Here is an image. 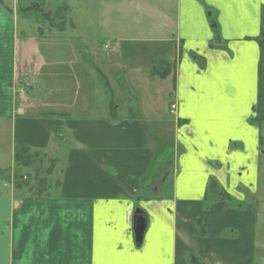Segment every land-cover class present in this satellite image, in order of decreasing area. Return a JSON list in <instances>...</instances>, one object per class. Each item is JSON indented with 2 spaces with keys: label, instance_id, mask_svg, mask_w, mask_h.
I'll list each match as a JSON object with an SVG mask.
<instances>
[{
  "label": "crops",
  "instance_id": "1",
  "mask_svg": "<svg viewBox=\"0 0 264 264\" xmlns=\"http://www.w3.org/2000/svg\"><path fill=\"white\" fill-rule=\"evenodd\" d=\"M152 4L148 13L139 3L140 16L157 23L143 39L151 50L145 61L128 65L80 37L74 38L80 43L56 45L30 41L35 37L20 36L0 10V135L4 127L9 132L0 148L12 160L0 180V264H255L264 258V233L257 228L264 185V44L258 41L264 0ZM193 54L205 60L204 68ZM95 57L102 68L86 65ZM170 69L167 77L158 75ZM65 73L74 92L59 83ZM86 97L88 106L80 105ZM168 122L173 159L160 155V128ZM17 145L63 165L55 196L33 197L15 185ZM212 183L246 208L213 193L208 201ZM136 211L147 221L140 246Z\"/></svg>",
  "mask_w": 264,
  "mask_h": 264
},
{
  "label": "rangeland",
  "instance_id": "2",
  "mask_svg": "<svg viewBox=\"0 0 264 264\" xmlns=\"http://www.w3.org/2000/svg\"><path fill=\"white\" fill-rule=\"evenodd\" d=\"M4 1L6 2L7 6L13 10V14H9L7 11L6 12L11 16L13 21L16 22V27L19 30L20 36L21 34H24L26 36L27 33L26 37L29 38L35 37L34 40L30 39V41L42 42V40L45 39L46 41L45 43L53 44V45H56L58 43L67 44L69 42L80 43L81 42L80 40L74 39L80 37L82 39V42L88 44L91 47V49H99V50L102 49L100 52L101 54L105 55V57L106 55L114 54V56H116L117 58V63H119V65L120 64L128 65L129 63L130 64L133 63V61L135 63L145 61L143 58L147 54L148 52L147 50H151L152 45L149 43L146 44L145 41H143V39L144 38L150 39L151 31L157 28V23L149 19L148 16L145 18L140 16L141 8L139 7V3L147 4L149 8L148 9L145 8L144 10L145 12L151 13L153 0H43L46 11L53 10L54 12H60L61 15L60 17H62L66 11L64 10V8L68 9L69 11L67 13L68 24L66 25L67 27L64 33L60 34L55 32L51 36H48L46 38H41L37 36V32L39 28V24H38L39 22L37 21V19L39 17L31 16V15H29V17H26V15H20L21 12L20 10L26 9V7H28L33 0H4ZM0 10L5 11V8L0 5ZM117 45L120 46L118 49H117ZM121 48H123V51H121ZM126 49H128L127 52L129 56L125 58L124 55H126ZM52 52L56 53V50H53ZM83 52H86V48L84 49ZM48 63L50 65V62ZM101 63H103V61L95 57L93 60L91 61L89 60L86 63V65L88 64L90 66H93V68L96 67L102 68L103 66ZM84 67H85L84 65L81 66V68ZM116 67L120 68V66H115L113 70L117 69ZM130 67L131 65H129L128 68ZM68 74L71 75V73ZM68 74H66V76L63 78L64 80L62 79L63 81L61 80L59 81V83L66 86H73L71 87V89L75 90L72 81L69 82V80L66 79L67 77H69ZM112 82L114 83V80ZM52 85L54 86L55 83H53ZM84 85L86 88V84ZM84 85L83 83H81L83 89H84ZM137 85L138 84L134 83V86L137 87ZM97 86L98 83L96 84V89H95L96 93H94L96 97L94 98L96 99V101L94 102L96 104V107L99 108L101 107V105L103 107V98H101L100 92H98L99 90L97 89L99 87ZM147 87H149V85H147ZM74 90L71 92H74ZM116 92L120 93L118 88L117 91H115V93L112 94L113 101L115 102V104L118 103V99H115ZM88 93L91 94L92 92H88ZM73 95L74 94L71 93L69 99H71ZM82 95L83 94H81V96ZM89 100L92 99H88L87 97L85 99L80 98L79 103H81L80 105L85 106V104H87ZM34 101H36L37 103H40V101L47 102L45 98H42V100L35 98ZM21 104H24V102H22ZM154 108L155 107H149L148 111L153 112L156 110L158 111V113L162 111L161 108L158 109H154ZM97 113L98 114L101 113L99 109H97ZM169 120L174 121V119L170 117ZM172 125L173 123L168 122L164 126L162 125L163 127L160 128L161 139L158 140L161 145H164V150L163 153L161 154V158L162 157L165 158V156L163 155L165 153L167 157H170L169 159H173V156L176 152V148L174 144L175 138L173 136ZM8 134H9L8 130L5 129L4 127L0 135V139L7 140L9 138ZM263 142H264V127H263ZM6 149L7 148L5 149L0 148V180H5L4 178L7 176L8 171L5 173L4 170L11 168L12 166V160L9 158V153L6 151ZM50 158H54V156H50ZM38 163L40 162L38 161ZM44 167L42 168V171L48 168V164L46 162L44 164ZM62 167L63 165L61 163H58L56 165L55 171L52 175L54 177L53 179L54 183L55 182L60 183ZM261 172H262L261 182L264 184V173H263L264 161H262L261 164ZM28 173H31L32 177H34L33 169L29 170V172L27 170L22 171V174L27 175ZM17 176L18 175H16L15 173V179L17 178ZM211 186L213 190L219 189L215 185V183H212ZM262 186L263 188L259 192V196H258V199L260 201L259 208L261 211L259 213V217L257 220V228L259 231V235L263 237L262 234L264 233V185H261V187ZM242 205L243 207L239 208V210H243L244 208H246L247 203L242 202ZM255 264H264V258L257 260Z\"/></svg>",
  "mask_w": 264,
  "mask_h": 264
},
{
  "label": "trees",
  "instance_id": "3",
  "mask_svg": "<svg viewBox=\"0 0 264 264\" xmlns=\"http://www.w3.org/2000/svg\"><path fill=\"white\" fill-rule=\"evenodd\" d=\"M0 5L5 8L9 14L13 13V10L9 8L4 0H0ZM62 9V8H61ZM65 13L60 17V12H54L53 10L46 11L45 4L43 0H33L26 9L20 10V15H26V17L36 16L39 17L37 21L39 22V28L37 36L41 38H46L48 36L56 33H64L66 31L67 23V13L68 9L64 8ZM211 26L215 32V35H218V26L215 18L212 16L209 17ZM261 45L264 44V31L261 33L260 38L258 39ZM192 57L197 60L202 68L205 67V60L197 55H192ZM171 73V69L167 70L164 74L158 72V75L161 77H167ZM258 122L259 120H255ZM254 120L252 122H255ZM164 148V147H163ZM163 151L160 152V155ZM41 157V158H40ZM14 160H15V173L17 178L15 179V185L20 188H27L28 192L33 197L38 198H50L56 195L57 190L61 188V182L54 183V177L52 176L56 165L59 160L57 158H50L47 153L39 150H35L27 145H17L14 150ZM38 161L40 163H38ZM45 162L48 164V168L42 171ZM162 164V163H160ZM169 164V163H168ZM45 168V167H44ZM34 170V177L31 173L27 175L22 174L23 170ZM5 173L8 171L7 176L10 174V170H4ZM42 173V174H41ZM20 174V175H19ZM22 174V175H21ZM7 176L4 178L7 179ZM218 188L219 185L215 184ZM210 193L216 194L215 197L217 200L226 201L233 208L243 207L242 203L235 200L233 197L228 195L223 190H213L210 186L208 194L209 199L211 200ZM142 213V212H141ZM202 219H199L201 221ZM203 222V220H202ZM198 223V222H197ZM204 231V229H202ZM204 233V232H203ZM193 257H191L192 259Z\"/></svg>",
  "mask_w": 264,
  "mask_h": 264
},
{
  "label": "water",
  "instance_id": "4",
  "mask_svg": "<svg viewBox=\"0 0 264 264\" xmlns=\"http://www.w3.org/2000/svg\"><path fill=\"white\" fill-rule=\"evenodd\" d=\"M147 229V221L144 218L140 211H136L134 215V234L135 242L140 246L144 241L145 232Z\"/></svg>",
  "mask_w": 264,
  "mask_h": 264
},
{
  "label": "built area",
  "instance_id": "5",
  "mask_svg": "<svg viewBox=\"0 0 264 264\" xmlns=\"http://www.w3.org/2000/svg\"><path fill=\"white\" fill-rule=\"evenodd\" d=\"M176 111V106L175 105H172L171 106V114H174Z\"/></svg>",
  "mask_w": 264,
  "mask_h": 264
}]
</instances>
